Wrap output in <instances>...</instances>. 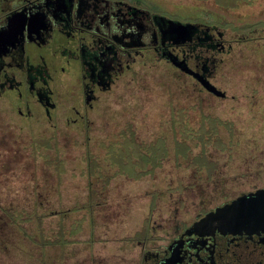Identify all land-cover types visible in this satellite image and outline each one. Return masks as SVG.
<instances>
[{
	"label": "rangeland",
	"instance_id": "obj_1",
	"mask_svg": "<svg viewBox=\"0 0 264 264\" xmlns=\"http://www.w3.org/2000/svg\"><path fill=\"white\" fill-rule=\"evenodd\" d=\"M218 2L227 14L238 0L156 4L171 18L216 24L228 39L235 29ZM262 42L251 34L215 52L214 82L226 99L158 60L106 91L86 129L62 123L58 133L13 121L0 130V264H126L210 207L264 187V118L242 106L237 114L232 99L252 92L246 81L260 74L245 72H260Z\"/></svg>",
	"mask_w": 264,
	"mask_h": 264
},
{
	"label": "flooded vegetation",
	"instance_id": "obj_2",
	"mask_svg": "<svg viewBox=\"0 0 264 264\" xmlns=\"http://www.w3.org/2000/svg\"><path fill=\"white\" fill-rule=\"evenodd\" d=\"M156 1L63 0L58 8L49 6L55 12H49L52 26L37 35L23 22L40 9L39 0H0V24L6 26L0 39V130L11 128L13 121L19 128V122L32 123L58 133L62 123L86 129L106 91L122 77L134 75L136 65L153 68L158 60L169 62L195 80L200 91L226 99L228 92L214 82L221 60L215 52L230 51L236 43L250 38V32L231 24L235 30L227 39L226 31L218 30L216 24L171 18L157 8ZM172 21L195 26L191 30L176 28ZM256 38H264V32ZM260 50L264 53V42ZM174 60H183L224 94L209 90ZM257 67L261 70L264 64ZM253 70L248 67L245 72L246 77L260 74L255 81H246L252 92L243 95V102L238 94L232 99L236 113L242 106L253 113V119L264 118V86H260L264 72ZM224 187L222 197L228 198L230 191ZM259 188L264 187L241 191L210 207L178 226L163 242L142 245V253L126 264H264V230L186 233L207 212Z\"/></svg>",
	"mask_w": 264,
	"mask_h": 264
},
{
	"label": "water",
	"instance_id": "obj_3",
	"mask_svg": "<svg viewBox=\"0 0 264 264\" xmlns=\"http://www.w3.org/2000/svg\"><path fill=\"white\" fill-rule=\"evenodd\" d=\"M172 23L176 28H188L187 30L195 26L193 23L179 21H172ZM174 61L181 69L199 78L209 90L224 94L208 79L205 80L198 72L189 68L183 60ZM217 230L231 233L264 230V188L244 193L207 212L191 228L187 229L186 233L206 235L215 233Z\"/></svg>",
	"mask_w": 264,
	"mask_h": 264
},
{
	"label": "trees",
	"instance_id": "obj_4",
	"mask_svg": "<svg viewBox=\"0 0 264 264\" xmlns=\"http://www.w3.org/2000/svg\"><path fill=\"white\" fill-rule=\"evenodd\" d=\"M218 3H219L217 4V7H219L218 11H220L223 15L228 16L230 20L232 21L231 24L236 25V27L240 28L241 31H248L250 32V34H254L256 37L258 36L260 37L262 31L264 32V0H238L235 6L236 8H231V10L227 14L225 12L226 10L222 6L223 4L220 2ZM238 10H244L245 13L244 14L239 13ZM248 40L249 38L243 41L247 42ZM260 72H264V67H262ZM138 157L140 158V155H138ZM141 158L143 162L149 159L148 157H143V156H141ZM155 159H159V157H155ZM131 160L132 159H128L126 157V162L129 163V161ZM121 167L124 168L125 165L123 164ZM212 171H210V173L214 174L216 169L213 172ZM15 223H20L18 218L17 219L15 218ZM6 251L9 253L11 252V248L9 245Z\"/></svg>",
	"mask_w": 264,
	"mask_h": 264
},
{
	"label": "snow or ice",
	"instance_id": "obj_5",
	"mask_svg": "<svg viewBox=\"0 0 264 264\" xmlns=\"http://www.w3.org/2000/svg\"><path fill=\"white\" fill-rule=\"evenodd\" d=\"M40 9L32 13L27 21L23 22L29 28V31H34L37 35H42L43 32L51 28L53 18L49 15V12H53L50 5H56L58 8L63 0H39ZM55 14V12H53ZM6 26L0 24V39H2Z\"/></svg>",
	"mask_w": 264,
	"mask_h": 264
}]
</instances>
